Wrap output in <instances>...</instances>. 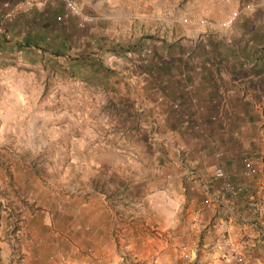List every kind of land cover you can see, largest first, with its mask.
I'll list each match as a JSON object with an SVG mask.
<instances>
[{"label":"crops","instance_id":"1","mask_svg":"<svg viewBox=\"0 0 264 264\" xmlns=\"http://www.w3.org/2000/svg\"><path fill=\"white\" fill-rule=\"evenodd\" d=\"M77 2L85 27L58 22L59 0H0V72L80 83L55 99L58 114L31 122L57 180L41 184L40 218L24 212L30 242H2L0 264H259L248 249L264 218L248 198L264 174L246 177L243 160L264 156V21L239 0ZM221 164L246 193H221ZM0 217L2 236L12 224Z\"/></svg>","mask_w":264,"mask_h":264},{"label":"rangeland","instance_id":"2","mask_svg":"<svg viewBox=\"0 0 264 264\" xmlns=\"http://www.w3.org/2000/svg\"><path fill=\"white\" fill-rule=\"evenodd\" d=\"M207 1L223 2L224 0ZM239 2L240 10H248L252 6V9L256 10L254 12L255 18L264 21V0H239ZM234 14H237L235 23L240 18L239 12L231 14L227 19ZM185 20L189 21L188 24L198 23V21L203 25L213 23L210 19L187 18ZM78 82L69 77L62 79L56 75L45 76L36 73L12 75L8 73V70L0 72V212H3L6 219L9 220L8 228L12 224V228L6 234L0 235V245L2 242H6L10 247H20L21 243L31 240V236L26 230V224H24L26 221L24 212L27 211L28 213V209L32 205L31 213H37L35 215L40 218L44 211L41 184L46 183L49 179L57 180L54 170L43 167L44 148L42 145L45 139L33 138L30 130L31 122L35 118H47L58 114L59 108H56L55 99H59V94L67 89L73 93L77 92L80 86ZM16 92L18 96L12 98ZM46 96L50 100L48 105L45 103H38L37 106L30 104V99L41 101ZM15 99L22 100L23 104L12 106V100ZM27 164L32 165V172L23 169L25 165L28 167ZM8 181L11 182L10 186ZM26 183L28 184L25 185ZM28 193H32L35 197L33 199L36 200L37 198L39 202L33 204L26 202L25 195ZM2 226L0 217V231ZM260 227L262 232L257 236L260 243L257 244V247H249L248 259L254 260L255 263L264 264V225L262 224ZM39 258L40 255L36 261L43 259ZM17 260L20 261L21 258Z\"/></svg>","mask_w":264,"mask_h":264},{"label":"built area","instance_id":"3","mask_svg":"<svg viewBox=\"0 0 264 264\" xmlns=\"http://www.w3.org/2000/svg\"><path fill=\"white\" fill-rule=\"evenodd\" d=\"M61 3L65 5L66 12L59 16L57 18L58 22H63L64 20H68L72 17H78L80 19V26L85 27L87 23L92 21V18L89 16H86L77 0H59ZM237 14H234L229 19H227L224 23H222L223 27H228L234 23L236 20ZM186 23H188V20H185ZM149 57H152V52L150 51L148 53ZM178 108L179 105H176ZM218 157L222 159L223 153H219ZM244 169H245V175L246 177H254L257 174H264V156L262 154H259L258 152H255L252 154L245 153L244 154ZM213 180L215 182H219V188L221 193H227L231 195L233 198H238L244 193H246V190L244 187L236 184L231 176L224 170L223 165L219 166V168L215 171L213 175ZM207 192L208 189L206 188ZM249 202L248 206L253 211V213L258 218H264V185H261L260 187H257L253 193L249 196ZM203 204L206 207H211L215 204L214 197L210 194H208V197L204 199ZM224 231L227 232V226H222ZM88 255H93V250L89 249L87 251ZM235 261L237 264H243L244 258L241 255H234ZM52 260H55L54 257H52ZM56 264H69L65 262L64 260L57 261ZM75 264H90L87 261H80Z\"/></svg>","mask_w":264,"mask_h":264},{"label":"trees","instance_id":"4","mask_svg":"<svg viewBox=\"0 0 264 264\" xmlns=\"http://www.w3.org/2000/svg\"><path fill=\"white\" fill-rule=\"evenodd\" d=\"M87 78V77H86Z\"/></svg>","mask_w":264,"mask_h":264}]
</instances>
